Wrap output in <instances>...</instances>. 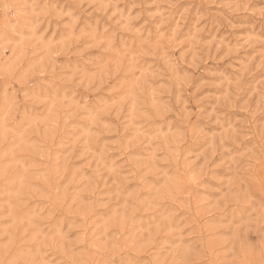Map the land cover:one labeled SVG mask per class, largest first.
<instances>
[{
	"label": "rangeland",
	"instance_id": "374dc122",
	"mask_svg": "<svg viewBox=\"0 0 264 264\" xmlns=\"http://www.w3.org/2000/svg\"><path fill=\"white\" fill-rule=\"evenodd\" d=\"M0 264H264V0H0Z\"/></svg>",
	"mask_w": 264,
	"mask_h": 264
}]
</instances>
